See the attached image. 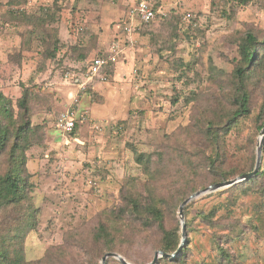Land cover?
Listing matches in <instances>:
<instances>
[{
    "label": "rangeland",
    "instance_id": "rangeland-1",
    "mask_svg": "<svg viewBox=\"0 0 264 264\" xmlns=\"http://www.w3.org/2000/svg\"><path fill=\"white\" fill-rule=\"evenodd\" d=\"M163 4L166 17L127 33L130 0H0V93L12 109L4 121L11 129L30 126L26 140L14 134L0 152V173L21 142L24 176L33 184L21 204L0 210V234L21 229L13 247L26 264H101L109 249L149 263L162 231L131 215V196L163 199L164 227L178 228L182 238L184 199L226 181L220 173L255 167L264 50L256 51L249 81L250 112L230 130L221 128L216 167L209 164L207 126L210 119L221 124L236 107L240 43L248 34L264 42V0ZM115 39L121 55L88 79L84 65L109 54ZM74 109L75 132L59 129L56 118ZM135 151L150 155L148 168ZM184 216L186 255L162 264H264V175L192 200ZM102 222L111 227L110 241L94 240Z\"/></svg>",
    "mask_w": 264,
    "mask_h": 264
},
{
    "label": "trees",
    "instance_id": "trees-1",
    "mask_svg": "<svg viewBox=\"0 0 264 264\" xmlns=\"http://www.w3.org/2000/svg\"><path fill=\"white\" fill-rule=\"evenodd\" d=\"M259 49L264 50V42L259 41L258 38L253 34H248L240 43L239 52L241 57L238 65L234 69V77L236 79L237 88V92L234 96V104L236 107L231 113H229V115L225 116L226 119L224 122L222 120L221 124H219L221 119H210L208 122L209 125L207 126V131L210 137L209 139L211 140L210 143L213 147L212 155L209 156V164L211 166L216 167L215 164L219 161L220 156L223 153L220 137L221 128L226 127L227 131L230 130L236 125L240 117L247 116L250 112L251 95L249 91V81L256 70L255 67H257L259 64V61H255L258 60L256 59V51ZM106 56H108V54H106ZM86 64L84 65V70H86ZM262 106L264 110V103ZM11 117L12 109L10 107V103L7 101L5 96L0 93V152L5 149L6 145L14 134L18 140L21 139L23 142L27 138V133L30 132V126L28 122H24L18 127L11 129L10 126L4 121L5 119ZM76 128L77 122L72 131L75 132ZM21 144V142H15L13 144L10 152L11 165L6 172L0 173V210L12 205L21 204L33 188V184L30 183L24 176L26 159L24 156V150L22 148L23 145ZM135 158L137 162L143 164L146 168L149 167L151 162V157L149 154L135 151ZM253 169L254 168L243 169L230 174H227L226 172L220 173V176L221 179L228 180L232 175H241L250 172ZM263 175L264 169L261 167L253 177L245 180L244 182L252 183L256 180V177ZM218 180H216V182ZM137 197L140 196H131L129 198V211L131 215L139 217L143 216L144 224L147 226L156 223L162 231L159 249L168 253L175 252L181 243V234L178 232V228L167 229L164 227V200L157 198L154 195H150L149 200L147 202H143L142 198L139 199ZM26 225L28 224L26 223ZM17 230H19L17 233H11V231L10 233L0 234V264H26L22 251L14 249L13 247L18 246L19 239L23 237V232L21 229ZM112 236L111 227L103 222L96 227L93 235L95 241H110L113 238ZM109 250L110 251L107 252H114L112 249ZM11 251L14 253V255H12ZM185 252V248L182 247L177 256L173 258L162 257L159 259L157 264H162V261H170L173 263L179 262L185 257ZM110 258L115 259L119 262V264H125L115 257H109L107 259V263Z\"/></svg>",
    "mask_w": 264,
    "mask_h": 264
},
{
    "label": "built area",
    "instance_id": "built-area-1",
    "mask_svg": "<svg viewBox=\"0 0 264 264\" xmlns=\"http://www.w3.org/2000/svg\"><path fill=\"white\" fill-rule=\"evenodd\" d=\"M164 0H130L127 20L124 23V29L127 33H132L137 24H147L158 21L167 16L164 9ZM190 15L187 14L186 18ZM123 51L120 39H115L111 43V49L108 56L97 55L86 64L84 75L88 79H93L101 74L102 69L111 61H115L117 56ZM70 73H67L68 77ZM81 89L85 84L78 77L73 78ZM76 109L62 112L57 118V127L65 132H71L76 124ZM98 127V126H97Z\"/></svg>",
    "mask_w": 264,
    "mask_h": 264
},
{
    "label": "water",
    "instance_id": "water-1",
    "mask_svg": "<svg viewBox=\"0 0 264 264\" xmlns=\"http://www.w3.org/2000/svg\"><path fill=\"white\" fill-rule=\"evenodd\" d=\"M263 145H264V125L261 129V136H260V139H259V142L257 145V158H256V164H255L254 169L250 172L241 174V175H239L233 179L213 183V184H211V185H209L203 189H200V190L192 193L189 197H187L185 200H183L179 206V215H180L181 224H182V238H181V243H180L178 249L173 253H168V252H165L162 250H157L155 252V255H154V258L152 259V261H150L149 263H145V264H157L159 259L162 257L173 258V257L178 255V253L182 249L184 242H185V239H186L185 222H184V220H185V216H184L185 205H187L192 200L201 197L202 195H205L207 193L222 189V188L227 187V186H232L234 184H237L239 182L245 181V180L253 177L260 169ZM109 257H115L125 264H136V263L129 262L123 255H121L117 252H107L102 257L101 264H107V259Z\"/></svg>",
    "mask_w": 264,
    "mask_h": 264
},
{
    "label": "crops",
    "instance_id": "crops-1",
    "mask_svg": "<svg viewBox=\"0 0 264 264\" xmlns=\"http://www.w3.org/2000/svg\"><path fill=\"white\" fill-rule=\"evenodd\" d=\"M125 23V22H124ZM111 46V45H110ZM122 47H123V45H122ZM124 48V47H123ZM121 54H119L118 56H120ZM120 58V57H119ZM117 59V58H116ZM117 62H118V60H117Z\"/></svg>",
    "mask_w": 264,
    "mask_h": 264
}]
</instances>
